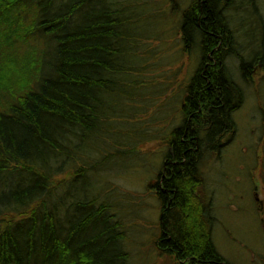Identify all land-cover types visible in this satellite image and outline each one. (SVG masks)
<instances>
[{
    "label": "trees",
    "instance_id": "trees-1",
    "mask_svg": "<svg viewBox=\"0 0 264 264\" xmlns=\"http://www.w3.org/2000/svg\"><path fill=\"white\" fill-rule=\"evenodd\" d=\"M169 4L183 50L198 46L200 59L150 184L160 210L153 245L179 264H230L211 238L215 215L200 168L231 142L232 114L244 100L227 56L240 59L247 83L254 60L264 71V20L257 0H189L180 10L178 0ZM150 5L0 0V264H130L125 230L97 172L111 150L137 144L131 135L122 139L120 121L139 95L130 82L141 80L129 72L141 39L156 27ZM241 11L247 18L238 21ZM255 21L261 48L247 60L235 49V33ZM261 149L264 192V135Z\"/></svg>",
    "mask_w": 264,
    "mask_h": 264
},
{
    "label": "rangeland",
    "instance_id": "rangeland-1",
    "mask_svg": "<svg viewBox=\"0 0 264 264\" xmlns=\"http://www.w3.org/2000/svg\"><path fill=\"white\" fill-rule=\"evenodd\" d=\"M145 1L151 4L147 13L156 12L159 17L154 16V32L141 39L136 51L129 73L141 80L130 82L139 95L129 101L132 114L129 112L120 121L125 125L122 139L131 142L126 138L131 135L137 144L111 150L97 175L105 197L117 208L114 212L125 230L129 263L179 264L159 255L153 245L160 210L150 184L161 168L166 151L164 138L181 121L186 81L198 65L200 52L196 45L190 51L183 50L179 16L168 13L169 0ZM178 2L180 10L189 0ZM257 4L264 20V0H257ZM245 18L247 13L242 11L235 17L238 21ZM149 30L145 27L144 33ZM246 31L254 33L248 35ZM240 32L235 33V49L249 60L250 54L261 48V30L255 21ZM226 65L232 79L242 87L244 100L232 114L237 129L231 142L218 156L203 160L201 192L212 202L215 221L211 238L216 250L230 264H264V192L258 170L264 135L263 61L252 62L250 83L240 76V59L235 53L227 56Z\"/></svg>",
    "mask_w": 264,
    "mask_h": 264
}]
</instances>
